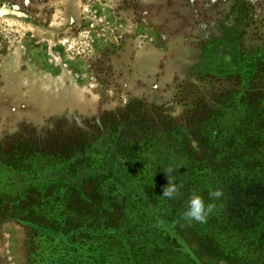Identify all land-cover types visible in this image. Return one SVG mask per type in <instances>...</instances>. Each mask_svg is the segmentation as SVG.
Instances as JSON below:
<instances>
[{"label": "rangeland", "instance_id": "1", "mask_svg": "<svg viewBox=\"0 0 264 264\" xmlns=\"http://www.w3.org/2000/svg\"><path fill=\"white\" fill-rule=\"evenodd\" d=\"M161 1L0 0V264H65L71 254L64 245L66 237L87 248L98 240L102 228L120 223L117 207L126 198L107 199L127 194L110 182L100 180L96 193L90 194L89 178L77 188L67 181L43 184L31 179L41 178L59 164L71 169L77 159L75 166L85 162L95 166L94 158L86 161L78 148L74 151L70 142L56 135L74 124L93 130L88 123L92 125L94 117L125 108L135 96L146 100L141 95L148 93L140 86L135 65L146 55L166 54L153 46L159 43L158 25L147 21L148 4ZM195 3L202 7L212 2L186 0V10ZM198 36L189 33L170 39L171 54L199 42ZM172 44L179 48L172 50ZM83 138L72 136L71 141L81 146ZM54 146L58 152L52 154L49 150ZM247 147L246 154L254 156L253 148ZM191 148L195 160L203 157V152ZM195 160L176 164L186 185L210 162ZM259 160L250 161L254 165ZM145 165L151 171L149 162L138 164L136 171L141 173ZM157 176L140 181L133 175L151 209L171 210L174 205L161 196L168 177ZM184 182L175 180L177 185ZM260 189L264 194V187ZM181 198V206L188 204V198ZM36 217L53 233L39 237L25 226Z\"/></svg>", "mask_w": 264, "mask_h": 264}, {"label": "flooded vegetation", "instance_id": "2", "mask_svg": "<svg viewBox=\"0 0 264 264\" xmlns=\"http://www.w3.org/2000/svg\"><path fill=\"white\" fill-rule=\"evenodd\" d=\"M206 1L212 3L202 7L195 3L191 10H186V0L148 4L147 21L158 25L159 43L153 46L166 54L146 55L135 65L140 86L149 94L141 95L146 100L135 96L125 108L94 117L92 125L88 123L93 130L74 124L72 131L58 133L56 137L70 142L74 151L78 148L86 161L94 158L96 165L85 162L84 166H75L77 159L71 169L59 164L39 179L33 176L32 182L67 181L77 188L89 178L90 194L96 193L100 180L127 195L139 194L143 190L133 175L139 180L153 175L167 178L163 169L174 168L178 161L195 160L192 146L203 152V157L195 161H210V168L222 163L228 145L224 140L234 139L238 126L247 129L249 136L262 132L261 143L249 137L244 146L247 149L250 145L254 151V156H245L247 162L257 157L264 161V120L258 116L264 114V0ZM189 33L199 35V42L171 54L170 39ZM174 47L179 48L172 44V50ZM114 127L113 133H106ZM80 135L83 144L78 146V141L71 140ZM49 152H58L57 147ZM230 156L238 157L233 152ZM148 162L153 163L151 171L147 165L141 173L136 171L138 164ZM262 165L264 169V162ZM174 169V178L183 177L177 166ZM120 197L109 195L107 200L114 202ZM36 219L39 221L36 217L25 226L39 237L53 233ZM73 244L78 245L68 237L64 239L68 250Z\"/></svg>", "mask_w": 264, "mask_h": 264}, {"label": "trees", "instance_id": "3", "mask_svg": "<svg viewBox=\"0 0 264 264\" xmlns=\"http://www.w3.org/2000/svg\"><path fill=\"white\" fill-rule=\"evenodd\" d=\"M258 116L264 120V114ZM261 133L249 136L238 126L235 138L224 140L228 145L217 170L203 167L188 185L182 177L174 178L184 183L175 198H162L171 201V210L151 209L143 191L121 196L126 198L121 208L111 205L117 207L120 223L102 228L87 248L73 244L65 264H264V194L259 190L264 187V161L247 162L244 146L249 137L261 143ZM217 189L223 195L211 197ZM193 194L206 206L215 205L205 223L183 219L188 204L181 206V197L189 200Z\"/></svg>", "mask_w": 264, "mask_h": 264}, {"label": "clouds", "instance_id": "4", "mask_svg": "<svg viewBox=\"0 0 264 264\" xmlns=\"http://www.w3.org/2000/svg\"><path fill=\"white\" fill-rule=\"evenodd\" d=\"M163 170L168 176V183L163 188V194L161 196L170 199L175 198L179 194L180 187H182V185H177L175 183V179L172 176V173L175 171L173 167L169 166ZM222 195L223 192L219 189L210 192V196L214 198H219ZM214 207V204H208L206 206L204 200L199 195L193 194L188 200V207L187 210L183 213V219H185L189 223L191 221L205 223L208 214L213 211Z\"/></svg>", "mask_w": 264, "mask_h": 264}, {"label": "water", "instance_id": "5", "mask_svg": "<svg viewBox=\"0 0 264 264\" xmlns=\"http://www.w3.org/2000/svg\"><path fill=\"white\" fill-rule=\"evenodd\" d=\"M73 117H74V115H73ZM77 117L80 118V115H78ZM78 118H77V119H78Z\"/></svg>", "mask_w": 264, "mask_h": 264}]
</instances>
